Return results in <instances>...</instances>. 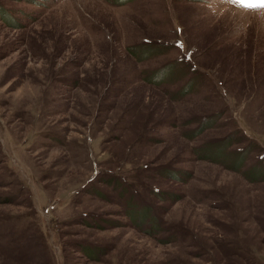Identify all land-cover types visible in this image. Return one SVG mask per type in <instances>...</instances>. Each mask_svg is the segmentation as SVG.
Wrapping results in <instances>:
<instances>
[{
  "label": "rangeland",
  "instance_id": "obj_1",
  "mask_svg": "<svg viewBox=\"0 0 264 264\" xmlns=\"http://www.w3.org/2000/svg\"><path fill=\"white\" fill-rule=\"evenodd\" d=\"M262 4L0 0V264H264Z\"/></svg>",
  "mask_w": 264,
  "mask_h": 264
},
{
  "label": "trees",
  "instance_id": "obj_2",
  "mask_svg": "<svg viewBox=\"0 0 264 264\" xmlns=\"http://www.w3.org/2000/svg\"><path fill=\"white\" fill-rule=\"evenodd\" d=\"M120 1H123V0H119ZM153 47L151 46H148L146 47V45H135L134 49L132 48L131 50L133 51L132 53H139V55H149L150 52L152 51ZM136 53V54H137ZM159 72V69L153 71L151 73V76L148 77V80L152 81V82H155L157 83V81L154 80V78H156V75L158 74ZM200 129H202V125L200 127ZM200 129L198 130V132H200ZM230 141L229 140H224L223 142L221 143H217L216 144V148H213V146H208L207 148H205L204 150V155H202V157H204L205 155L207 156V154L210 156V158H214L216 156H220V155H223L224 153V150L225 148L227 147V144L229 143ZM246 153V151H244ZM244 152H241L238 156H237V165L233 166V168H239L241 163L243 162V157H244ZM208 156V157H209ZM239 164V165H238ZM260 172H262L260 170V168L257 170L255 169V171L253 173L250 172V175L251 176H254V177H259L260 176ZM165 173H168V175H172V176H177V173L178 171L177 170H172V169H168L167 172ZM158 191L154 189L153 191V194L155 193L156 195H159L161 194L159 197L160 199H164L165 195L164 193H157ZM174 199H178V196H175ZM128 217L130 219L131 222H134L136 224L137 227L141 226V224H143L144 222H147L149 224V226L151 227L150 229V232H155V228H158V221H157V218L153 217V215L151 214L152 213V208L151 206H147V205H137L133 202L131 203H128ZM95 219V218H93ZM84 250L87 252V254H89L90 256V251L92 250V248L88 245L84 246Z\"/></svg>",
  "mask_w": 264,
  "mask_h": 264
},
{
  "label": "snow or ice",
  "instance_id": "obj_3",
  "mask_svg": "<svg viewBox=\"0 0 264 264\" xmlns=\"http://www.w3.org/2000/svg\"><path fill=\"white\" fill-rule=\"evenodd\" d=\"M231 2H235V0H231ZM261 6H264V4H262ZM181 47H182V45H181Z\"/></svg>",
  "mask_w": 264,
  "mask_h": 264
}]
</instances>
